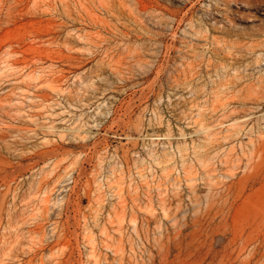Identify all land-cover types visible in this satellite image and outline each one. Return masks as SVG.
<instances>
[{
	"label": "rangeland",
	"instance_id": "1",
	"mask_svg": "<svg viewBox=\"0 0 264 264\" xmlns=\"http://www.w3.org/2000/svg\"><path fill=\"white\" fill-rule=\"evenodd\" d=\"M0 264H264V0H0Z\"/></svg>",
	"mask_w": 264,
	"mask_h": 264
},
{
	"label": "bare ground",
	"instance_id": "2",
	"mask_svg": "<svg viewBox=\"0 0 264 264\" xmlns=\"http://www.w3.org/2000/svg\"><path fill=\"white\" fill-rule=\"evenodd\" d=\"M236 121H237V120H236ZM236 124H237V123H235V126L238 127V124H237V125H236ZM233 125H234V124H233ZM235 126H234V127H235ZM239 126H240V125H239ZM236 127H235V128H236ZM235 128H233V126H232V129H235ZM233 177H234V176H233ZM230 178H231V177H230ZM248 180H249V178H245V179H244V183L247 182ZM230 186H231V185H230ZM226 188H227V187H226ZM228 189H229V191L231 190L230 187H229ZM224 190H225V189H224ZM229 191H227V192H229ZM227 192H226V193H227ZM118 195H119L118 197H119L120 199L123 198L121 192H119Z\"/></svg>",
	"mask_w": 264,
	"mask_h": 264
}]
</instances>
